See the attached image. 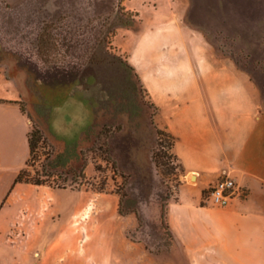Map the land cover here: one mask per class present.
Segmentation results:
<instances>
[{
	"label": "crops",
	"instance_id": "crops-1",
	"mask_svg": "<svg viewBox=\"0 0 264 264\" xmlns=\"http://www.w3.org/2000/svg\"><path fill=\"white\" fill-rule=\"evenodd\" d=\"M263 0H131L140 29L113 42L136 71L155 121L176 138L183 169L166 220L188 264H264V109L260 88L196 27V17L247 16ZM256 15V13L254 14ZM236 39L244 31L237 29ZM24 89L0 67V264H142L150 259L131 235L138 221L92 190L15 183L30 157L32 119ZM244 189L224 207L200 193L223 173ZM190 177L194 185L187 181ZM190 190V193H188ZM94 199V200H93ZM94 212L87 214L88 209ZM14 225L12 238L8 229Z\"/></svg>",
	"mask_w": 264,
	"mask_h": 264
},
{
	"label": "rangeland",
	"instance_id": "rangeland-1",
	"mask_svg": "<svg viewBox=\"0 0 264 264\" xmlns=\"http://www.w3.org/2000/svg\"><path fill=\"white\" fill-rule=\"evenodd\" d=\"M129 1L0 0V67L20 81L21 106L41 135L27 166L31 176L49 172V185L103 193L109 205L114 199L106 196L115 197L120 215L138 221L131 235L151 254L142 264H188L166 220L183 169L170 134L156 124L158 108L113 44L122 29H140ZM246 8V17H196L193 25L218 55L264 83V0ZM234 29L243 36L227 34ZM258 101L264 109L261 89ZM208 187L202 204H211ZM15 228L8 229L12 238Z\"/></svg>",
	"mask_w": 264,
	"mask_h": 264
},
{
	"label": "built area",
	"instance_id": "built-area-1",
	"mask_svg": "<svg viewBox=\"0 0 264 264\" xmlns=\"http://www.w3.org/2000/svg\"><path fill=\"white\" fill-rule=\"evenodd\" d=\"M244 189L227 172H223L218 179L209 185L206 192V200L214 206L224 207L235 198L242 197Z\"/></svg>",
	"mask_w": 264,
	"mask_h": 264
},
{
	"label": "trees",
	"instance_id": "trees-1",
	"mask_svg": "<svg viewBox=\"0 0 264 264\" xmlns=\"http://www.w3.org/2000/svg\"><path fill=\"white\" fill-rule=\"evenodd\" d=\"M110 33H112V32H110ZM106 53L107 54L109 53L108 50ZM259 69L264 73V65H260ZM251 77H252V80H254L259 85V88L261 89V92H262V95L264 98V83L258 82L253 74H251ZM170 137L172 139V142L170 144L171 148H172L175 144L176 138L171 134H170ZM40 139H41V135H39V131H36V132L31 131L30 132V134H29V142H30V149H31L30 157L26 163V166L16 176L15 183L26 182V183L36 184V185L49 184V177L51 176V173L45 172L42 177L40 176V177L35 178V177L31 176V174L27 168V166L29 165V161L35 157L34 153L36 151V147H37L38 141ZM64 157L65 156H63V154H61L60 156H57L58 160H61L62 158L64 159Z\"/></svg>",
	"mask_w": 264,
	"mask_h": 264
}]
</instances>
